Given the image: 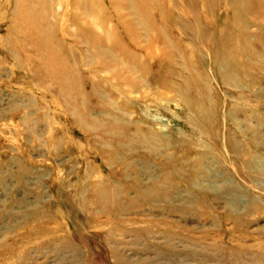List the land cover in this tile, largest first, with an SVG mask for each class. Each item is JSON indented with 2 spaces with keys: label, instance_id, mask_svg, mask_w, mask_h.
Wrapping results in <instances>:
<instances>
[{
  "label": "rangeland",
  "instance_id": "1",
  "mask_svg": "<svg viewBox=\"0 0 264 264\" xmlns=\"http://www.w3.org/2000/svg\"><path fill=\"white\" fill-rule=\"evenodd\" d=\"M81 1L0 0V261L119 264L117 248L134 264H247L210 247L226 241L264 253V176L253 181L246 164L264 170V0ZM108 29L114 40L100 45L127 41L138 84L117 80L129 74L122 56L100 67L91 43ZM112 99L130 126L107 121ZM120 127L170 145L129 153L113 137ZM106 183L132 202L122 229L97 204L77 208L83 188ZM41 228L48 236L31 237ZM174 231L203 236L208 255H167ZM46 239L78 249L40 253Z\"/></svg>",
  "mask_w": 264,
  "mask_h": 264
},
{
  "label": "bare ground",
  "instance_id": "2",
  "mask_svg": "<svg viewBox=\"0 0 264 264\" xmlns=\"http://www.w3.org/2000/svg\"><path fill=\"white\" fill-rule=\"evenodd\" d=\"M77 2H78V4L80 6L84 5L83 4L84 2L81 1V0H77ZM114 3L119 5V7H121L123 5V3H119V2L117 3V1H114L113 4ZM85 14H86V16H88L90 18L92 17V13L90 11H85ZM186 19H188V18H186ZM127 28H128L127 29L128 32L131 34V36H133L134 30H137L136 26H134L133 24L129 25ZM144 30L148 31L147 27L144 28ZM107 34H108V37H107ZM107 34H106V36L104 35L103 37L98 35L99 37L98 38L96 37L97 39L95 38V40H93L92 43H91V47L96 51V53L99 56H101V57H99L100 59L98 58V60L100 61V63H99L100 67L105 65V68H108V67H110L111 65H113L115 63V60L118 59L119 56H122L123 65L119 69H124L129 74L127 76H125V77H120L119 76V78H117V80L119 82L128 81L131 84H133V83L134 84L135 83L138 84L142 79L140 77L137 78V77L133 76V73H134L133 71H136L137 70V66H138L137 65L138 59L136 58L137 55H135L131 51H129V49L127 48L128 44H126L127 41L125 43H123V44H121L120 41H117L116 42L117 43V46H116L117 47V49H116L117 51L115 50L114 52L110 48H108L106 46L102 47L100 45V42H102L103 39H107L108 38L110 40H114V39H112L113 37H115L114 36V31L112 29H108ZM89 39L92 40L91 38H89ZM132 41L135 42L136 39L133 37ZM110 55H112V56H110ZM92 57L94 58L95 56H92ZM172 75H174V73L172 74L171 72H169V73L166 72L165 74L161 75L162 76L161 79L165 82L164 85L166 84L169 87L170 86L171 87H175L176 86V84L173 81V78L171 77ZM179 87H181V86H179ZM179 89H180L179 91L182 92V93H184V91L186 90L184 87L179 88ZM110 106L112 107V110L107 114V121L113 122V123L119 124V125H120V123H123L122 125L130 126V124L132 122H131V120L126 118L125 109L122 108L121 106L119 107V105L116 104V101L114 99L111 100ZM113 137H115V138L118 137L120 139L119 142H118L120 149L122 148V150H126L129 153L134 152V150L138 151V149L147 150V151H157V150L159 151L161 149L162 150L163 149H167L169 147V145H170V143L167 140H164V138L162 136H160L158 133H156L154 131H151V130L150 131H139V130L136 129V130H134V131H132V132H130L128 134L127 132L124 131L123 128L120 127L118 130L113 129ZM250 163H252V162H247L246 164L247 165H251V168H249V169L251 170V172L256 173V174L252 173L250 175V179H252L251 177H253L252 180L254 181V180H257V178H260V177L264 176V173L261 172V171H264V170L259 171L258 170L259 167H257L253 163L252 164H250ZM174 171H175V172H173L174 174H169L168 176L171 177V176L181 175V173H182V169L181 168H178V169H176ZM167 178L168 177H166L164 179V181L160 183V185H166L168 183L167 182L168 181ZM186 182H189L190 186H195L196 185V183L194 182L193 178H191L189 181L187 180ZM83 189L84 190H82V188H81L82 191L80 192V196L82 194V196L88 197L89 199L87 200V203L84 202L86 205H82L81 201H80L81 203H79V204L76 203L77 204V208L80 209V210L83 209L85 213H89L90 214V211L93 210V209L91 210V205L97 204V206H99L102 210H104L105 212L106 211L108 212L106 214H109V217L111 216V219H109L110 221L112 220L111 223L114 226H116V228H118V229L121 228L122 229L123 226H124V221L122 220V215L125 214V212L127 210H129L130 206L132 205V202L130 200H128L127 197H126L127 191L125 189L122 190L120 188H119L120 190H117L111 184H107V183L103 184L101 186H98V185L93 186L92 189L90 187L83 188ZM144 193H146V192L145 191L144 192H140V190H139L136 193V197L140 198V197L143 196ZM164 195L168 196L169 192H165L162 197H164ZM260 207H264V206L261 205ZM100 213H101V211H100ZM91 214H92V212H91ZM91 217H93V215ZM113 222H115V223H113ZM85 223H86V220L82 221V225H84ZM92 225L95 226V224H92ZM47 232H49L47 229L41 228L39 230H33V233H30V235H31V237L35 235L36 236L35 239L44 238L45 236H48V235H46ZM144 232L147 235H151V232H150L149 229H145ZM135 233H137V235L139 234V232H135ZM114 234H115V231L110 230L108 232V236H110V239L112 238V235H114ZM166 234H167L166 237L169 239V242L166 245V254L167 255L172 256L174 258H176L177 256L178 257L186 256V257H182V258H185L184 260H186V259L188 260L189 258H191L192 260H195L196 257L199 258V256H201L200 259H202V258H205V256L208 255V254H206L208 246L205 243V238L203 236L191 235L189 233H182V232H175V231L174 232H169V233H166ZM82 237H81V239H82ZM177 239L185 244L182 247L181 251H178V249L176 248V244L173 243V241H175ZM23 240H24V237L21 238V242H23ZM46 240H47V242L36 245L37 246L36 249L40 253H48L49 251H53V250L58 251V252H60V251L63 252V251H68L70 249H75V250L78 249V248H74L76 246H74V244L72 242H70L69 239H61V240H56V239L55 240H48V239H46ZM31 241L28 240V242L25 243V244H27L25 246H30L31 244L35 243L34 241H32V242ZM107 244H109V243H107ZM229 246H230L229 242L226 241L225 243L216 242L213 245H211L210 247H212V250H215V247H216V250H218V251L221 250V251H226V252L229 251V252H231L233 254V257L236 259L237 263L238 262L240 263L241 261H246L247 264H255V263H263L264 264V253H262V252L260 253V252L254 251L253 252L254 254H253L252 252L248 253L247 250H244V248H241L239 245H237V247H234V246L233 247H229ZM213 247H214V249H213ZM33 250H34V248H33ZM111 251H112L113 257L116 259V261L119 264H134V263H131L130 261L126 260L124 257H122L120 255V252L117 250V248H114ZM30 263H31V258H30L29 255H27V256H25L23 258V261H22L21 264H30ZM0 264H4V262L0 261Z\"/></svg>",
  "mask_w": 264,
  "mask_h": 264
}]
</instances>
